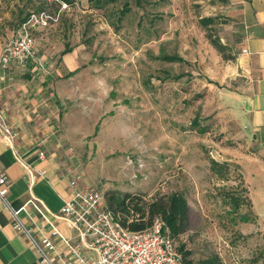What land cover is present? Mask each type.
Segmentation results:
<instances>
[{"label":"rangeland","instance_id":"rangeland-1","mask_svg":"<svg viewBox=\"0 0 264 264\" xmlns=\"http://www.w3.org/2000/svg\"><path fill=\"white\" fill-rule=\"evenodd\" d=\"M39 1L0 0V43ZM125 2L129 10L119 18ZM225 4L114 0L95 9L76 0L47 6L53 19L34 30L45 68L34 62L4 77L0 84L10 97L0 109L16 136L13 113L23 130L47 138L42 153L103 194L118 190L152 201L182 193L188 226L174 243L185 242L193 259L214 252L221 264H264V232L238 162L252 143L240 112L237 94L245 81ZM205 16L214 21L202 25ZM66 44L72 51L61 54ZM16 92L20 99L11 97Z\"/></svg>","mask_w":264,"mask_h":264},{"label":"crops","instance_id":"crops-1","mask_svg":"<svg viewBox=\"0 0 264 264\" xmlns=\"http://www.w3.org/2000/svg\"><path fill=\"white\" fill-rule=\"evenodd\" d=\"M224 12L231 19L229 40L237 49V72L245 81L237 95L243 125H246L244 127L252 143L251 153L244 154L238 162L255 221L264 232V0H226ZM17 66L21 67L13 63L5 77L9 78ZM1 84L0 102L4 106L10 93ZM18 93H13L11 97L20 99ZM11 118L13 125L20 127L18 135L13 145L0 140V173H5L9 179L7 200L14 208L25 204L33 222L25 212H21L20 216L34 227L37 235L48 233L58 252L67 253L68 246L62 239L50 234L51 226H56L62 236L72 240H75L74 231L64 220L50 214L47 223L29 201L37 198L51 212H58L63 201L72 195L73 189L68 183L74 175L67 172L55 155L46 151L44 154L43 151V157L40 156L42 150L39 145L47 138L41 139L23 130L16 113ZM24 162L29 164V168ZM78 186L85 184L79 180ZM0 264H42L28 239L13 227L10 214L1 201Z\"/></svg>","mask_w":264,"mask_h":264},{"label":"built area","instance_id":"built-area-1","mask_svg":"<svg viewBox=\"0 0 264 264\" xmlns=\"http://www.w3.org/2000/svg\"><path fill=\"white\" fill-rule=\"evenodd\" d=\"M62 6L66 7V4ZM52 19L45 10L31 12L0 43V80L4 79L13 63L26 67L37 62L38 67L45 68V63L37 60L34 29L45 27ZM15 137L16 132L0 109V140L13 145ZM40 156L43 157L42 152ZM24 164L29 168L28 163ZM80 179L81 175L76 174L69 180L72 195L63 201L58 212H51L37 198L29 201L47 223L50 214L64 220L74 231L75 240H72L62 236L56 226H51L50 234L59 236L68 246L67 253H60L48 233L37 235L34 227L20 216L25 212L31 219L25 204L18 208L11 206L7 200L9 179L5 173H0V201L9 212L13 227L28 239L42 264H181L174 240L164 232L160 218H155L152 225L144 230L130 231L120 225L106 206L104 194L90 185L79 187Z\"/></svg>","mask_w":264,"mask_h":264},{"label":"trees","instance_id":"trees-1","mask_svg":"<svg viewBox=\"0 0 264 264\" xmlns=\"http://www.w3.org/2000/svg\"><path fill=\"white\" fill-rule=\"evenodd\" d=\"M76 0H41L34 5V11L38 12L45 10L48 7L59 9L62 4L72 5ZM95 9L103 8L109 1L114 0H87ZM129 10L128 4L125 2L124 7L120 11V17ZM20 19L17 27L25 21L30 13ZM214 18L210 16L200 17L199 22L202 25H207L213 22ZM35 30V29H34ZM212 44L223 50L224 46L220 43L219 38H211ZM72 48L66 44L61 54L71 52ZM168 61H180L181 57L178 55H165L162 57ZM32 65L29 66V68ZM75 70L68 71L65 76L69 77L74 74ZM181 75H173V78H179ZM216 164L215 161H213ZM104 200L106 206L114 213L116 220L120 225L130 231L144 230L150 227L155 218H160L163 222L164 232L173 240L181 236L188 226V211L189 205L186 197L179 192H172L168 196H160L152 201H145L143 197L130 192H121L118 190H110L104 193ZM236 206L238 203L236 202ZM246 218L245 215L241 216ZM176 248V246H175ZM176 251L181 259V264H221L220 257L217 253L208 252L198 259L191 257L192 250L185 242H180Z\"/></svg>","mask_w":264,"mask_h":264}]
</instances>
